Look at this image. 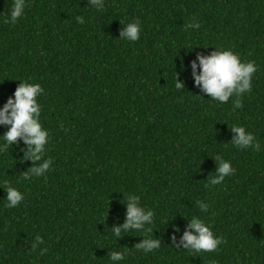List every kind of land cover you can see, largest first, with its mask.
<instances>
[{
	"label": "trees",
	"instance_id": "1",
	"mask_svg": "<svg viewBox=\"0 0 264 264\" xmlns=\"http://www.w3.org/2000/svg\"><path fill=\"white\" fill-rule=\"evenodd\" d=\"M103 3L26 0L11 24L12 0H0V107L19 81L41 86L42 159L51 160L24 180L32 166L24 145L0 153V186L24 195L10 209L0 200V264H113L111 251L124 253L116 264H264V0ZM193 18L199 27L186 29ZM120 21H138L139 39H119ZM213 48L256 66L239 109L235 96L220 103L194 86L189 64ZM233 126L251 132L259 150L233 147ZM217 156L235 172L211 185ZM129 194L153 211L152 231L117 238L110 230L124 223ZM193 216L220 238L215 251L172 245ZM152 233L158 249L134 248ZM36 235L43 243L33 251Z\"/></svg>",
	"mask_w": 264,
	"mask_h": 264
},
{
	"label": "clouds",
	"instance_id": "2",
	"mask_svg": "<svg viewBox=\"0 0 264 264\" xmlns=\"http://www.w3.org/2000/svg\"><path fill=\"white\" fill-rule=\"evenodd\" d=\"M89 4L97 10L104 7L103 0H89ZM26 0H12L11 7L4 18L5 23L14 24L25 11ZM2 16V13H0ZM77 23H84L80 16L76 17ZM123 25L119 39L134 42L139 39L140 24L138 21L129 22ZM199 24L192 21L186 23V29H196ZM207 49V48H205ZM214 50L208 55L197 54L196 60L191 61V77L194 86L199 87L201 93L210 97L211 100L226 103L230 97L235 96L233 108L239 109L241 102L239 97L242 94L251 91V80L256 72L254 62H241L240 57L231 50ZM198 61V64H197ZM199 68V74H197ZM183 71V68L181 69ZM175 87L183 88V83L177 81ZM43 89L39 84L19 81L13 94L7 98L6 102L0 107V127H6L7 130L0 136V153L5 152L9 146L24 145L21 148L25 161H30L32 166L22 173L24 180H29L31 176L40 177L50 169L51 160L42 159L45 146L48 143V131L40 123V105L37 103V97L42 94ZM230 131L234 133L231 145L240 149L249 147L259 150V145L251 132H247L243 126H233ZM235 169L231 167L230 162L216 157V170L209 179V184L218 185L223 182L226 176L234 174ZM5 192L3 199L5 208H14L24 199V195L17 188L9 185L8 181H3L0 186ZM124 199V197H123ZM202 212L207 211L208 205L201 201L196 202ZM125 206V219L122 225L113 226L111 233L119 238L121 232L130 230L151 233L154 213L151 209H145L140 204V199L134 194H129L123 204ZM169 224V223H168ZM174 233H179V229L173 226ZM143 238V237H142ZM172 245L177 248L193 252H213L221 243L219 237H215L211 228L206 225L202 219L193 216L187 220V226L180 237L179 243H176V236H171ZM43 243L41 236L36 235L31 243L33 251ZM160 240L153 238H143L134 248L142 250L145 253L156 250L160 246ZM108 258L113 264L124 259V253L120 251L108 252ZM214 264V262H213Z\"/></svg>",
	"mask_w": 264,
	"mask_h": 264
}]
</instances>
